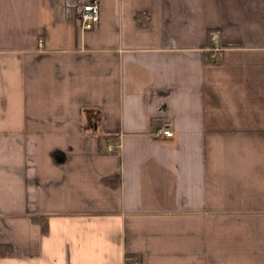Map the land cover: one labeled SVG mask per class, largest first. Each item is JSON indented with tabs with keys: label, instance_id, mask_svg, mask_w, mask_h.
<instances>
[{
	"label": "crops",
	"instance_id": "0c3cea01",
	"mask_svg": "<svg viewBox=\"0 0 264 264\" xmlns=\"http://www.w3.org/2000/svg\"><path fill=\"white\" fill-rule=\"evenodd\" d=\"M127 255L264 264V0H0V264Z\"/></svg>",
	"mask_w": 264,
	"mask_h": 264
},
{
	"label": "built area",
	"instance_id": "2783aa9c",
	"mask_svg": "<svg viewBox=\"0 0 264 264\" xmlns=\"http://www.w3.org/2000/svg\"><path fill=\"white\" fill-rule=\"evenodd\" d=\"M80 24L83 28L87 30H92L98 27L100 22V8L96 3H86L83 5L80 17ZM211 41L217 43L215 36L211 37ZM173 136V133L168 129H159L156 132L157 138H170ZM115 148H119V145L107 147V152L114 151Z\"/></svg>",
	"mask_w": 264,
	"mask_h": 264
},
{
	"label": "trees",
	"instance_id": "16d2710c",
	"mask_svg": "<svg viewBox=\"0 0 264 264\" xmlns=\"http://www.w3.org/2000/svg\"><path fill=\"white\" fill-rule=\"evenodd\" d=\"M220 61H221V58L214 56V53H212V52H206L205 53V63L206 64H210V65L219 64ZM157 129H158V127H157ZM32 221L41 226L43 234H46L48 232L47 218H45V217H33ZM140 262H141V258H139V256H133V255H127L126 256L125 264H139Z\"/></svg>",
	"mask_w": 264,
	"mask_h": 264
}]
</instances>
